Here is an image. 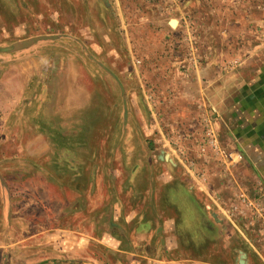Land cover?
<instances>
[{
  "label": "rangeland",
  "instance_id": "rangeland-1",
  "mask_svg": "<svg viewBox=\"0 0 264 264\" xmlns=\"http://www.w3.org/2000/svg\"><path fill=\"white\" fill-rule=\"evenodd\" d=\"M163 38L182 70L218 55L236 83L243 64L254 75L264 63V0H0V264H167L200 249L230 263L223 244L264 264L241 233L248 217L223 212L242 189L228 201L204 188L219 221L202 245L180 235L170 184H231L245 158L207 108L196 119L208 113L200 131L213 153L184 160L194 123L164 109L146 76Z\"/></svg>",
  "mask_w": 264,
  "mask_h": 264
},
{
  "label": "crops",
  "instance_id": "crops-1",
  "mask_svg": "<svg viewBox=\"0 0 264 264\" xmlns=\"http://www.w3.org/2000/svg\"><path fill=\"white\" fill-rule=\"evenodd\" d=\"M170 23L172 27L179 25L178 20H171ZM165 39L167 40L166 36ZM165 39L160 40L162 49L152 52V56L149 58L152 64L146 76L152 82L160 85L157 87L159 95H162L164 109H167L171 114L179 113L180 120L183 118L194 123L192 126L195 127L189 128L188 139L185 138V141H195V148L191 149L188 144L184 147L181 143L182 151L180 152L183 154L184 160L193 163L195 160L190 159V156L193 155L195 159L202 156L205 161H208L206 157L213 153L212 149L204 143L206 142L205 135L200 131L201 125L205 123L203 117L208 113L196 119V114L198 112L201 114V110L207 108H215L220 113L221 118H217L212 125L222 143L231 151L235 147L234 151L242 152L245 158L239 165L231 169L233 175L231 184L227 183L228 180L219 177H216L215 181L207 186L196 183V180L192 178H188V183L184 182L185 184H170L173 188L169 189V192L171 193L175 189L177 195L183 200L178 210L181 212L180 219L186 223L184 225L186 232L180 235L184 234L186 237L195 238V244L202 245L203 242L196 238L212 233L214 226L210 219L219 221L220 217L219 212L208 208L212 201L209 200L204 188L209 196L213 197L214 194H217L228 201L234 198V192L242 189L248 194L254 195L253 197L258 196V201L264 203V184H255L256 177L264 182V63L254 75L253 73L249 74L248 64H243L239 71L243 75L236 83L234 76L237 74L229 75L222 72L223 67L219 63L221 58L218 55H213L214 57L207 60L201 67L194 68L189 65L191 68L184 71L179 67L178 62L172 63L177 55L174 57V54L166 52L165 48L171 42L164 41ZM125 54L128 55L126 50ZM160 61L165 62L166 65L163 69H156L155 63H160ZM247 70L248 73H245L244 71ZM251 78L254 79L251 80ZM253 179H255L254 184H241L251 183ZM153 190L155 195V188ZM204 194L206 199L203 198ZM253 226L251 225L252 228L247 226L242 229L241 233L245 239L258 245L259 257L264 263V230L260 228L259 224L255 226L257 230L253 229ZM214 244L218 246V242ZM245 244L247 243L245 242ZM200 250L194 251L199 256H192L193 254L190 255L185 251L186 255L182 259L165 261L164 255L162 261L167 264H242L240 263L241 252L246 253L244 249L239 250L235 246L223 244L222 251L229 255L227 258L230 262L223 263L216 257L218 249L208 250L206 257ZM236 250H239V258L237 254H234ZM244 264H254L247 253Z\"/></svg>",
  "mask_w": 264,
  "mask_h": 264
},
{
  "label": "built area",
  "instance_id": "built-area-1",
  "mask_svg": "<svg viewBox=\"0 0 264 264\" xmlns=\"http://www.w3.org/2000/svg\"><path fill=\"white\" fill-rule=\"evenodd\" d=\"M209 123L211 121L207 120ZM211 130V129H210ZM213 132V129H212ZM210 132V143L212 148L218 151L215 136ZM227 216H244L249 219L252 225L259 224L260 228L264 230V203L256 199H252L246 192L237 194L236 201L229 209L223 210Z\"/></svg>",
  "mask_w": 264,
  "mask_h": 264
},
{
  "label": "water",
  "instance_id": "water-1",
  "mask_svg": "<svg viewBox=\"0 0 264 264\" xmlns=\"http://www.w3.org/2000/svg\"><path fill=\"white\" fill-rule=\"evenodd\" d=\"M166 157L168 158L169 156L167 155ZM245 260H246V253L241 252L240 263H245Z\"/></svg>",
  "mask_w": 264,
  "mask_h": 264
}]
</instances>
